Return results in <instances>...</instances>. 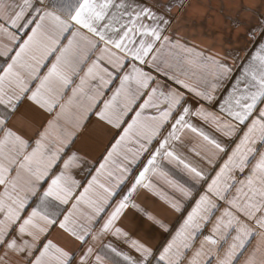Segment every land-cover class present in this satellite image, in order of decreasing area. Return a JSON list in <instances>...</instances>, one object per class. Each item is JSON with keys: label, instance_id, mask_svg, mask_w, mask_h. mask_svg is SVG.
<instances>
[{"label": "snow or ice", "instance_id": "obj_1", "mask_svg": "<svg viewBox=\"0 0 264 264\" xmlns=\"http://www.w3.org/2000/svg\"><path fill=\"white\" fill-rule=\"evenodd\" d=\"M186 6L185 0H22L20 4L16 0L11 3L0 0V20L4 21L0 31H4L6 25L16 32L25 30L27 36L10 57L11 63L0 69V133H3L0 138V185L4 186V194L0 197V264H185L181 249L187 251L193 246L197 233L223 206L220 202L227 205L225 211L187 264H213L214 260L215 264H264V14L247 27L245 33L255 53L246 49L245 62L237 66L236 50L221 56L211 49L206 52L196 45L190 46L184 37L175 35L173 9L183 11ZM240 8L243 12L249 11L243 5ZM62 39H67V45L57 47ZM34 50L39 55H33ZM56 51L59 55L55 62L41 77L40 72L46 67L45 59ZM93 51L101 54L79 77V84L73 86V77L90 58L85 54ZM102 61H106L113 71L103 66ZM184 64L210 70L213 79L209 82L200 77L201 86L189 83L196 73L189 76L183 69ZM22 71L27 73V78ZM114 80H119V86L110 98L101 100L103 90ZM31 81H39L34 90L29 86ZM90 81L97 83L90 86ZM68 90H71V96L62 103ZM218 92L220 96L216 95ZM187 94H191L198 104L215 102L219 106L225 119L221 121L219 116H212V119L225 135L235 137L228 145L210 138L188 121L187 117L192 114L205 119L211 114L202 106L193 112ZM25 98L48 112L59 107L57 119L73 107L77 108L72 122L74 129L83 126L85 117L90 120L95 116L102 124L117 130L112 137L114 142L105 149L106 156L96 169L97 175L110 161L115 163L112 158L122 145L133 136L137 138L139 148L133 152L128 165L118 166L119 175L114 177L119 190L97 185V176H93L88 187L76 198V204L72 205L75 210L81 202L87 201L93 210L89 219L95 218L96 224L104 219L101 214L112 207V201L121 196L122 186L135 172L131 165L136 164L144 153L148 154L147 163L135 175L127 192L99 229L94 225L70 226L72 213L64 215L59 210V205H67L71 196L70 189L63 183V171L50 178V183L45 179L62 159L61 153L78 136L67 132L66 138L61 140L62 147L52 148L45 143L46 129L40 139L34 141L33 147V142L25 139L12 125V118ZM148 109H153L154 114H145ZM48 124L49 128L55 127L54 121ZM183 129L197 133L227 156L214 177L190 165L176 151L172 142L180 140L178 133ZM232 144L235 147H231ZM77 159L73 153L63 161L64 169ZM124 159L128 160V156ZM165 159L177 167L182 166L194 179L206 184L207 190L199 195L181 228L161 250L132 239L115 224L132 203L138 187L153 189L151 183H146L150 172L168 176L158 163ZM237 174L243 178L238 179ZM108 175L112 177V171ZM41 181L47 183V188L38 195L37 184ZM167 182L183 196L192 195L191 189L178 180ZM93 185L104 193L96 200L87 199ZM19 192L37 197L39 204L32 207L27 196L22 197ZM161 198L175 211L183 212L177 200ZM28 208L31 212L22 215ZM156 223L170 232L160 221ZM56 227L78 241V247L66 249L48 240V234ZM221 229L223 233L218 240L215 234ZM17 233L30 236L32 242L25 240L18 244L14 238ZM109 235L123 238L125 244L101 243L96 246V242ZM229 239L231 243L222 257L213 255L211 247L205 251V245L219 249ZM37 241H40L39 246ZM205 256L209 258L204 260ZM241 257L244 258L242 262Z\"/></svg>", "mask_w": 264, "mask_h": 264}, {"label": "crops", "instance_id": "obj_2", "mask_svg": "<svg viewBox=\"0 0 264 264\" xmlns=\"http://www.w3.org/2000/svg\"><path fill=\"white\" fill-rule=\"evenodd\" d=\"M219 2H233L234 7L240 9V6L243 5L249 11L242 12L241 14L227 15V16H215L212 15L211 19L208 21L210 25L203 26L201 30L199 29V21L196 16L195 21H191L192 26H185L184 30H176V26L173 29L175 35L178 37H184L189 45H196L198 48L207 50L211 49L213 53H219L223 56L227 52H234V55L238 57L236 60V65L245 62V56L247 55V50H251L253 54L255 53V48L252 43H250L245 35L247 27L251 26L256 22V19L264 14V0H218ZM5 3H11L12 0H4ZM216 2V0H212ZM16 3H22V0H16ZM178 17V16H177ZM176 17V19H177ZM181 17V16H180ZM232 24L230 26L221 27L219 23L226 22ZM173 23H176L177 20ZM191 19V18H190ZM0 25H4V21L0 20ZM218 25V26H212ZM34 26V25H33ZM223 28V30H221ZM190 31H189V30ZM25 30L16 32L14 29H11L5 25V30L0 31V69L7 66V63H11V56L15 55V52L19 50V44L23 42L24 39H27V36L24 35ZM28 34H31L28 32ZM15 37V39L13 38ZM67 45V39H62L61 44L57 47ZM84 47L83 43L81 44V49ZM103 48V45H100ZM7 52V55L4 53ZM33 55H39L38 51H33ZM101 53L99 51H93L86 53L85 56L90 57L87 59V62L81 65L82 70L79 71L78 75L74 76V84H79V77L84 75V72L87 70V67L95 60ZM59 55V51H56L51 56L47 57L44 61L46 67H43L40 75L41 77L47 73L48 68L51 67V64L55 62V57ZM30 61V58H28ZM229 64L232 63V58L229 57ZM103 66L108 67L109 71H113L110 65L106 61L101 62ZM184 71L189 73L191 76L192 72H195L196 75L191 77L188 82L201 86L200 77H204L207 81L211 82L213 76L210 70L207 69H194L189 65H183ZM235 71V68H234ZM2 74V73H0ZM21 74L27 78V73L22 71ZM178 75L180 73H177ZM39 81H31L30 87L34 90ZM96 81H90V86H95ZM119 86V80H114V82L105 88L104 95L101 97V100L108 99L112 96L113 91L116 87ZM190 99V104L192 106L193 112L199 107H203L207 113H210L207 119L202 118L197 115H190L187 117L188 121L193 124L197 129L202 130L210 138L216 139L221 142L222 145H228L231 140L235 137L227 136L223 131L218 128L217 122L212 119V116H219L221 121L225 119L224 114L219 110V106L213 102L212 104L203 103L198 104L196 99L187 94ZM217 96H220L221 93H216ZM71 96V90H68L64 95V100L62 103ZM142 102V101H140ZM220 103H223L221 100ZM77 108L73 107L69 112L64 116H61L57 119V114L60 112L59 107H56L52 112H48L43 108L35 105L27 98L24 99L23 104L19 112L12 118V125L15 126V130L19 132L25 139L33 142V147L35 146L34 141L40 139V134L44 133L47 129V136L45 137V143L52 148L62 147L61 140L66 138L67 132H73L78 138L70 147L66 149L65 152L61 153L62 159L58 162V165L55 166L49 173V177H45L48 183L51 182L52 177L59 175L62 171L64 172V185L69 188L71 191V196L69 198V203L67 205H59V210L68 215L69 212L72 213L70 217L71 224L70 226L75 227H91L95 226L96 229H99L100 225L103 224L104 220L107 219L108 214L116 206V203L119 201L121 196L127 192L130 182L134 180L135 175H138V172L142 170L143 166L147 163L148 154L144 153L138 158L136 164L131 165L135 168V172L128 181L122 186L123 191H121V196H117L114 201H112V207H109L105 213L101 215L104 219L100 220V224L95 223V218L89 219L93 216V210L88 205L87 201L81 202L75 210H73L72 205L76 204V198L84 191L85 187H88V183L91 181L93 176H97V185L103 184L106 187L112 188L113 190H119L116 187L114 177L119 175V165H128L132 159V154L139 148V143L135 136L124 145L121 146L118 154L114 155L112 160L115 162H109L106 169L103 170L99 175H97L96 169L99 168V163L103 162L102 157L106 156L105 149L109 147L110 142L112 141L113 135L116 133L115 128H111L105 124H102L97 120L95 116L89 120L85 117L83 126L79 129L73 128V120L75 118ZM134 114V113H133ZM147 115L154 114L153 109L146 110ZM127 119V118H126ZM49 121L55 122V127L49 128ZM10 125V126H12ZM178 135L180 136L179 141H173L172 144L175 147L176 151L188 162L190 165L196 167L198 170H201L205 173L215 176V172L219 170V165H222L227 159V156L224 153L218 152L213 145L205 141L197 133H193L190 129L181 130ZM3 133H0V138H2ZM238 143V140H237ZM231 147H235L234 144ZM131 149L132 151H129ZM30 151V149H29ZM73 153H75L78 159L73 162L67 169H64L63 161L67 160ZM199 153V155H197ZM230 154V153H229ZM128 156V160L124 159V156ZM211 161V162H210ZM158 163L162 165L163 171L168 173V176L162 177L159 174L149 173L146 178V183H151L153 189L138 187L136 193L133 194L132 203L127 209L124 210L123 214L116 221L115 227L122 228L125 232L131 236L132 239L145 242L155 248H161L166 246L168 242L176 235V232L183 225L184 219H186L188 212L195 207L196 200L199 199V195H203L207 190V185L203 184L202 181L194 179L191 174L181 167H177L175 163H170L168 160H158ZM254 163V161H253ZM15 167V165H13ZM215 168V171L213 170ZM112 171L113 176L110 177L108 172ZM91 173V175H89ZM15 176V172L12 173ZM238 179L243 177L237 174ZM167 180H178L180 183L184 184L185 187L191 189L192 195L190 197L183 196L179 191L173 188ZM210 182V181H209ZM40 184H43V187H40ZM37 184V194H42L43 190L47 188V183L43 181ZM93 185V188L87 194V199L96 200L99 196L104 195L103 190ZM239 187V185H237ZM236 189H232L234 193ZM4 194V186L0 185V197ZM20 196H27L28 203L32 207H36L39 204V199L32 196L27 192H19ZM165 196L168 199L177 200L183 212L175 211L165 199L161 197ZM59 204V202H55ZM223 206L219 207L215 211V214L211 216V221L204 225L199 233H197V238L192 242L193 246L185 251L181 249V254L185 259V264L187 261L192 259L194 252L199 249L201 242L204 241V237L211 234L213 227L216 223L217 218L225 211L227 207L226 204L220 202ZM135 205V206H133ZM67 209V211H65ZM31 212V208L27 209V212H22V215L27 216ZM149 217H152L150 219ZM2 219V216H0ZM60 219H63V216H60ZM156 221L163 223L169 231H166L165 228H161ZM223 233L221 229L220 233H216V238L219 240L220 236ZM234 234V233H233ZM17 239L18 244H23L25 240L29 243L32 242V238L28 235L14 237ZM48 240L53 241L54 244L68 248H77L78 241H75L70 234L62 231L59 227H56L51 230L50 234L47 236ZM43 240V237H41ZM91 243V240H89ZM37 246H39L40 241H37ZM101 243H119L121 245L125 244L123 238L115 237L112 235L106 236L102 241L96 242V246L99 247ZM231 240L229 239L228 243L223 245V248H217L216 246L205 245V251L209 247L212 249L213 255L219 254L223 256L224 252L227 250ZM38 254V253H37ZM80 252L77 250L76 256L79 257ZM209 257H203L204 260H207ZM241 262L243 257L240 258ZM215 264V260L213 261Z\"/></svg>", "mask_w": 264, "mask_h": 264}, {"label": "rangeland", "instance_id": "obj_3", "mask_svg": "<svg viewBox=\"0 0 264 264\" xmlns=\"http://www.w3.org/2000/svg\"><path fill=\"white\" fill-rule=\"evenodd\" d=\"M186 7L183 11H180L178 9H173V14L177 17V22L173 23L174 27L176 26V30H184L185 26L188 27L192 26L193 24L191 21L196 20V16H199L198 18V25L199 29L198 31L203 29L202 27L207 25H210L211 21H208L211 19L212 15L215 16H227V15H234V14H241V8L238 7L236 9H233L234 3L233 2H219L216 0V2H212V0H185ZM181 16V17H180ZM191 18V19H190ZM227 18H225L226 22H221L219 25L221 27L224 26H230L231 25L227 23ZM212 26H218V25H212ZM189 30V29H188ZM223 30V28H221ZM190 31V30H189ZM181 32V31H180Z\"/></svg>", "mask_w": 264, "mask_h": 264}]
</instances>
